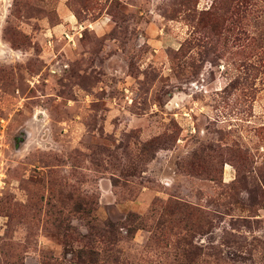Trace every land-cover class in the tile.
<instances>
[{"label": "rangeland", "instance_id": "1", "mask_svg": "<svg viewBox=\"0 0 264 264\" xmlns=\"http://www.w3.org/2000/svg\"><path fill=\"white\" fill-rule=\"evenodd\" d=\"M0 264H264V0H0Z\"/></svg>", "mask_w": 264, "mask_h": 264}]
</instances>
